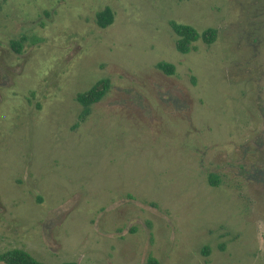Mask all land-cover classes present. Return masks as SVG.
<instances>
[{
	"label": "rangeland",
	"instance_id": "rangeland-1",
	"mask_svg": "<svg viewBox=\"0 0 264 264\" xmlns=\"http://www.w3.org/2000/svg\"><path fill=\"white\" fill-rule=\"evenodd\" d=\"M171 22L217 40L181 54ZM104 78L82 120L77 94ZM11 249L45 264H264V0H0Z\"/></svg>",
	"mask_w": 264,
	"mask_h": 264
},
{
	"label": "trees",
	"instance_id": "trees-1",
	"mask_svg": "<svg viewBox=\"0 0 264 264\" xmlns=\"http://www.w3.org/2000/svg\"><path fill=\"white\" fill-rule=\"evenodd\" d=\"M115 14L110 7L97 13L96 22L101 29H106L114 23ZM171 27L177 36L176 48L181 54H189L191 51L196 50L195 44L199 41L205 45H212L217 40L218 31L215 29H207L203 32L198 31L195 27L187 24H179L171 22ZM23 40L12 43V48L19 54L23 52ZM158 70L162 71L167 76H173L176 71L174 64L161 62L157 65ZM111 88V81L108 78L97 81L90 89L78 93L76 96L77 102L83 107L82 120L90 114V108L95 104L102 101L108 94ZM211 177V183L214 185L216 180ZM215 182H213V181ZM204 255L210 254V248L205 247ZM0 263L2 264H45L34 258L29 252L24 249H11L0 254ZM63 264H78L77 262H66ZM147 264H160L159 261L150 256Z\"/></svg>",
	"mask_w": 264,
	"mask_h": 264
}]
</instances>
